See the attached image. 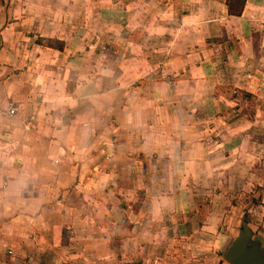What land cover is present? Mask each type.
I'll return each mask as SVG.
<instances>
[{
	"label": "crops",
	"instance_id": "1",
	"mask_svg": "<svg viewBox=\"0 0 264 264\" xmlns=\"http://www.w3.org/2000/svg\"><path fill=\"white\" fill-rule=\"evenodd\" d=\"M244 222L264 0H0V264H228Z\"/></svg>",
	"mask_w": 264,
	"mask_h": 264
},
{
	"label": "water",
	"instance_id": "2",
	"mask_svg": "<svg viewBox=\"0 0 264 264\" xmlns=\"http://www.w3.org/2000/svg\"><path fill=\"white\" fill-rule=\"evenodd\" d=\"M228 264H264V251L260 243L253 241L252 230L244 222L240 235L224 255Z\"/></svg>",
	"mask_w": 264,
	"mask_h": 264
},
{
	"label": "trees",
	"instance_id": "3",
	"mask_svg": "<svg viewBox=\"0 0 264 264\" xmlns=\"http://www.w3.org/2000/svg\"><path fill=\"white\" fill-rule=\"evenodd\" d=\"M228 4H229V8H230V13L232 15L241 16L242 11L244 9V5H245V0H228ZM48 43L54 48H59L61 50L63 49L62 46H58L50 40L48 41Z\"/></svg>",
	"mask_w": 264,
	"mask_h": 264
},
{
	"label": "built area",
	"instance_id": "4",
	"mask_svg": "<svg viewBox=\"0 0 264 264\" xmlns=\"http://www.w3.org/2000/svg\"><path fill=\"white\" fill-rule=\"evenodd\" d=\"M18 109L14 106H10L7 110L3 112V115L8 117H15L17 115Z\"/></svg>",
	"mask_w": 264,
	"mask_h": 264
},
{
	"label": "rangeland",
	"instance_id": "5",
	"mask_svg": "<svg viewBox=\"0 0 264 264\" xmlns=\"http://www.w3.org/2000/svg\"><path fill=\"white\" fill-rule=\"evenodd\" d=\"M243 213L242 212H240V213H236L234 216L236 217V218H238V219H241L242 217H243ZM237 230H241L240 228H237ZM240 232V231H239Z\"/></svg>",
	"mask_w": 264,
	"mask_h": 264
}]
</instances>
